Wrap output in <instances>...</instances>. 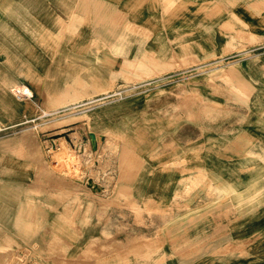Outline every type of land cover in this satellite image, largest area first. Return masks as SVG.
Segmentation results:
<instances>
[{
    "label": "rangeland",
    "instance_id": "374dc122",
    "mask_svg": "<svg viewBox=\"0 0 264 264\" xmlns=\"http://www.w3.org/2000/svg\"><path fill=\"white\" fill-rule=\"evenodd\" d=\"M4 76L0 264H264V0H0Z\"/></svg>",
    "mask_w": 264,
    "mask_h": 264
},
{
    "label": "bare ground",
    "instance_id": "6f19581e",
    "mask_svg": "<svg viewBox=\"0 0 264 264\" xmlns=\"http://www.w3.org/2000/svg\"><path fill=\"white\" fill-rule=\"evenodd\" d=\"M124 39V38H123ZM127 39V38H126ZM103 57H104V60H105V58L108 60V61H116L118 58H120L121 57V51H119V50H113V51H111L109 54H108V56H106L105 57V55H102ZM235 60V59H234ZM103 61V60H102ZM100 62H101V60H100ZM229 63V62H228ZM94 66H95V64H94V62H92V61H90V62H87L84 66H83V69L86 71V72H92V70H93V68H94ZM203 69V68H202ZM197 70V69H196ZM10 83H12L13 84V86L15 87V86H17L16 84H14V82H13V80L12 79H10V78H8V77H5L4 76V78L2 79V81H1V84H2V86H1V88H0V93H6L7 92V88H9V84ZM18 91V92H20V93H24L25 95H27V96H32V93H31V91L29 90V88L27 87V86H24V85H22L21 87H15L14 88V91ZM39 94H40V96L42 97V99L44 100V101H46V100H48V96H47V94H46V91L44 90V88L42 87V86H40V89H39ZM106 95V94H105ZM62 97V96H61ZM55 98H56V96H55ZM58 99V98H57ZM61 99V98H60ZM72 99V98H71ZM99 99V98H98ZM97 99V100H98ZM76 100H77V98H76ZM28 101V100H27ZM30 102H32L31 100H30ZM66 102V101H65ZM72 102V101H71ZM26 103V102H25ZM47 103V102H46ZM45 103V104H46ZM27 104V103H26ZM31 104V103H30ZM66 104H67V102H66ZM59 105V104H58ZM72 106V105H71ZM75 107H68L66 110L68 111V110H71V109H74ZM69 114H71V113H69ZM69 114H67V115H69ZM62 117V116H61ZM24 133H22L18 138H17V140H16V142H18V143H20L21 144V146H23L22 144H27V142L29 143V141H30V139L32 138V135H31V133H27V132H25V131H23ZM29 132V131H28ZM92 138H94V136H93V134H91L90 135ZM66 141V140H65ZM66 144V143H65ZM20 146V149H19V151H21V152H25V154H26V156L28 155V157H30L31 159H33V158H35V157H38L40 154H39V149L37 148V147H33V148H31V149H28V151L26 150H24L23 149V147H21ZM24 147H26L25 145H24ZM58 149V150H57ZM67 156V154H66V147H65V145L62 143L61 145H60V147L59 148H57L56 147V149H54L53 150V155H52V159H53V161L55 162V163H59V162H61L62 160H64V158ZM69 156V155H68ZM39 159V158H38ZM36 161H38V160H36ZM38 164H40V162L38 163ZM62 165V164H61ZM45 166H46V164L45 163H41L39 166H37L36 165V167H39L38 168V172H40L41 170H44L45 169ZM45 171V170H44ZM77 176V175H76ZM74 180V179H73ZM75 180H76V178H75ZM78 181L79 180H77V184H78ZM80 182V181H79ZM76 183V182H75ZM22 186V185H21ZM90 190V189H89ZM100 191V190H99ZM98 198V197H97ZM100 200V199H99ZM58 218H60V216H58ZM103 234L105 235V232H103ZM103 238V237H102ZM97 240V238L96 237H92L91 239H90V242H88V245H87V247H86V249H89V248H92V246H93V244H95V241ZM7 242H11V240H9V239H7V241H5L4 242V244H7ZM52 243V242H51ZM111 243V242H110ZM1 244V243H0ZM4 244H2L1 246H0V251L2 250V248H3V245ZM10 244V243H9ZM8 244V245H9ZM55 244V243H54ZM96 244H97V242H96ZM8 245H6V246H8ZM5 246V245H4ZM5 246V247H6ZM49 248H50V246H49ZM145 249V248H144ZM77 251L79 252V251H81V250H79V249H77ZM148 251V250H147ZM82 252V251H81ZM137 254V253H136ZM10 258V257H9ZM5 259V258H4ZM6 260V259H5ZM10 261H11V264H21V262L19 261V260H16V259H14V258H10L9 259ZM0 261H2L1 259H0ZM62 261H64V260H62ZM6 262V261H5ZM10 263V262H9ZM154 264V263H153Z\"/></svg>",
    "mask_w": 264,
    "mask_h": 264
},
{
    "label": "built area",
    "instance_id": "2783aa9c",
    "mask_svg": "<svg viewBox=\"0 0 264 264\" xmlns=\"http://www.w3.org/2000/svg\"><path fill=\"white\" fill-rule=\"evenodd\" d=\"M12 93H13L16 97H18V98H20V97H27V98H28L27 95H25L24 93H20V92H18L17 90H16V91L13 90Z\"/></svg>",
    "mask_w": 264,
    "mask_h": 264
},
{
    "label": "crops",
    "instance_id": "0c3cea01",
    "mask_svg": "<svg viewBox=\"0 0 264 264\" xmlns=\"http://www.w3.org/2000/svg\"><path fill=\"white\" fill-rule=\"evenodd\" d=\"M53 15L56 16V18H59V16L56 14V13H53ZM54 20H55V17L53 16Z\"/></svg>",
    "mask_w": 264,
    "mask_h": 264
}]
</instances>
